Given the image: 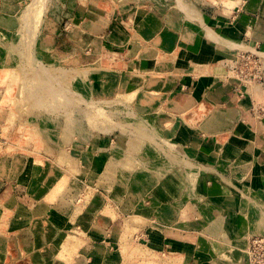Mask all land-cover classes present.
Wrapping results in <instances>:
<instances>
[{
    "label": "crops",
    "instance_id": "0c3cea01",
    "mask_svg": "<svg viewBox=\"0 0 264 264\" xmlns=\"http://www.w3.org/2000/svg\"><path fill=\"white\" fill-rule=\"evenodd\" d=\"M119 1L105 0L102 5L100 0H54L47 8L53 22V10L60 9L58 19L61 15L63 20L57 25L60 27L67 19L71 36L77 37V41L69 38L75 46H82L89 38L88 45L101 46L102 50L103 46L138 47L139 55L134 58L101 55L96 61L99 67L94 70V81L100 82L104 98L89 100L96 105L131 102L145 115L130 111V116L134 113L137 117L136 124L158 128L164 136L146 138L133 132L138 137H120L102 148L82 146L75 152L76 163L69 162V168L93 175L98 167L101 178L113 184L112 193L123 194L121 201H115L111 194L102 204L89 193L86 210L76 201L65 210L60 208L68 215L78 213L85 218L80 222L81 244L73 262L239 264L230 255L239 254L242 248L229 243L245 235V221L236 206L250 216V205L234 195L224 170L213 168L211 163L221 165L235 157L241 161V177H249L252 186L264 188V88L240 82L239 77L230 80L227 73L231 59L240 52L264 48V0ZM109 28L114 34L108 33ZM158 47H168L171 57L158 54ZM179 48L183 49L179 62L185 64L183 72L190 76L161 71L164 63H178L175 51ZM72 81L75 90L87 87L80 73H75ZM90 81L91 90L97 91L98 84ZM59 89H63L64 99L67 94L74 99L70 104L81 101L65 86ZM162 109L169 112L158 114ZM147 117L154 120L148 123ZM174 132L180 137L169 135ZM76 165L80 170L72 167ZM210 169L218 170L220 175ZM13 175L17 178V171ZM21 185L23 194L12 191L1 197L10 200L11 208L39 205L43 198L29 191L35 185ZM49 191L53 192L43 197L57 199L62 188ZM119 206L122 210L127 207L132 219L116 211L114 207ZM62 211L49 216L45 213L43 221L58 228L54 239L60 241L58 244L63 242L60 232L67 222ZM44 227L45 237H36L50 239L51 229ZM56 253L60 258L61 253Z\"/></svg>",
    "mask_w": 264,
    "mask_h": 264
},
{
    "label": "rangeland",
    "instance_id": "374dc122",
    "mask_svg": "<svg viewBox=\"0 0 264 264\" xmlns=\"http://www.w3.org/2000/svg\"><path fill=\"white\" fill-rule=\"evenodd\" d=\"M53 1L0 0V264H58L59 261L61 264H74V255L81 244V236L78 234L83 228H80V222L85 218L78 213L68 215L62 210L74 204V201L79 202L83 210H86L91 198L95 197L96 202L98 200L100 203L111 194L115 201H121L123 194V191L112 193L113 184L110 185L101 178L98 167L94 169L96 172L93 175L74 172L69 168V162L76 163L75 152L82 146L102 148L106 144L115 143L120 137H138L134 133L146 138L163 136L158 128L136 124V115L144 114L136 110L131 102H99L96 105L89 100L91 98L98 101L104 98L100 82L94 81L97 76L94 70L99 67L96 61L101 55L114 58L121 54L134 58L137 53L139 55L138 47L103 46L102 50L101 46L96 48L88 45L89 38L83 40V43L80 42L82 46L77 43L75 46L69 38L77 41V37L71 36L73 32L66 22L67 19L60 27L57 25L58 20H63L61 15L58 19L57 12L60 9L53 10L56 13V17H53L55 22L49 18L52 13H49L47 8L52 6ZM100 3L106 4L105 0H100ZM108 33L114 34L113 29L109 28ZM156 50L166 59L171 57L168 47H158ZM257 50L242 51L235 59H231L227 67L230 80L236 81L239 77L240 82L259 84L264 88V48L260 46ZM175 52L178 63H164L161 65V71H172L179 77L190 76L183 72L185 64L179 62L183 49L179 48ZM172 55L174 56V53ZM135 63L132 64L136 66ZM75 73H80L87 83V87H83L82 91L73 87L72 79ZM90 78L95 85L98 84L97 91L89 87ZM64 86L76 93V97L81 101L70 104L74 99L69 98L68 94H64V99L61 95L64 91L59 89ZM177 89L180 90L179 86ZM117 105L119 107L116 108ZM261 109L264 111V107ZM130 111L136 115L133 113L130 116ZM166 112L169 111L162 109L158 114ZM178 116H182L181 113ZM111 117L120 123H114ZM147 119L148 123L154 120L149 117ZM123 121L124 125L121 124ZM132 121L134 127L131 126ZM169 135L180 137L179 133L175 132ZM116 165L119 169L123 167L119 163ZM211 165L213 168L224 170L223 173L230 181L227 184L231 186L234 195L241 199L244 205H250V216L245 215L240 206H236L245 221L243 230L246 236H236L229 243L231 246L242 248L239 254L230 255L232 260L235 263L240 262L239 264H264V188L252 186L249 177H241V161L235 157L223 161L221 165ZM72 167L80 170L77 165ZM210 170L219 174L216 169ZM15 171L17 178L13 175ZM60 171L62 175H59ZM56 176L55 182H51V178ZM21 181H25L22 183L28 186L35 185L36 188L32 191L29 190L31 186L28 190L35 195L39 194L35 197L43 198L39 205L11 208L10 200L1 197L12 191L23 194ZM54 187L62 188L61 195L59 194L57 199L55 196L44 198L48 192H61L49 191ZM85 189L91 191L86 192ZM89 193L91 198L86 199ZM124 194L127 197V193ZM52 202L58 208L53 206ZM114 208L124 212L125 215L122 213V216L126 219H132L133 216L129 215L127 207L126 210H122L121 206ZM58 211H62L67 217V222L63 225L66 231L60 232L63 235L61 244H58L59 240L58 243L54 240L58 228L48 225L49 222H43L45 213L49 216ZM249 220L252 221L251 227ZM46 225L51 229V238L40 239ZM196 229L201 230L199 226ZM38 235L39 238L36 237ZM56 251L61 253L60 258Z\"/></svg>",
    "mask_w": 264,
    "mask_h": 264
}]
</instances>
